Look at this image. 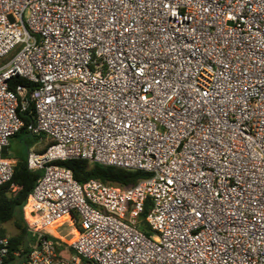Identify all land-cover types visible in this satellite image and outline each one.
Returning <instances> with one entry per match:
<instances>
[{"label": "built area", "instance_id": "2783aa9c", "mask_svg": "<svg viewBox=\"0 0 264 264\" xmlns=\"http://www.w3.org/2000/svg\"><path fill=\"white\" fill-rule=\"evenodd\" d=\"M31 104L52 144L21 264H264V0H0V188ZM71 160L150 177L83 185Z\"/></svg>", "mask_w": 264, "mask_h": 264}, {"label": "trees", "instance_id": "16d2710c", "mask_svg": "<svg viewBox=\"0 0 264 264\" xmlns=\"http://www.w3.org/2000/svg\"><path fill=\"white\" fill-rule=\"evenodd\" d=\"M18 85H26L29 91L36 88V85L24 79L15 78L10 82V89L16 91ZM18 115L24 121V127L14 137L21 136V143L27 144L32 139L39 142L42 136H35L31 131V127L36 125L35 105L31 104L27 111H24L20 107ZM51 144V142L47 144L46 148L39 153L46 152ZM31 148H33V145H27L26 157L11 158L7 156L15 161L14 177L11 183L0 188V221L2 223H13L17 235L11 240L12 253L5 264H21L39 244V236L29 232L23 220V208L42 176V172H33L28 168L27 158ZM57 164L70 169L73 172L75 180L83 185L91 180H97L109 186L130 188L150 177V174L146 172H129L113 167H103L84 160L57 162ZM12 185L18 187L14 192L11 190ZM150 210L151 202L147 201L143 217H146ZM145 226H141L142 231L148 229L147 225Z\"/></svg>", "mask_w": 264, "mask_h": 264}, {"label": "rangeland", "instance_id": "374dc122", "mask_svg": "<svg viewBox=\"0 0 264 264\" xmlns=\"http://www.w3.org/2000/svg\"><path fill=\"white\" fill-rule=\"evenodd\" d=\"M20 138H21V136L13 137L11 139V146H10V148L8 150V156L9 157H11V158L26 157L27 150H28L27 149V145H33V148H31V149H34L37 152H42L47 146L46 141L40 143V141L37 142L34 139H32L31 141H28L27 144L26 143H21L20 142ZM145 225H147V224L145 223L144 226ZM147 227H148V229L146 231L149 232V233H153L148 225H147ZM4 230H5L6 235H8L10 237H14V236L17 235V231H16L13 223H11V222H8V223L4 224Z\"/></svg>", "mask_w": 264, "mask_h": 264}, {"label": "water", "instance_id": "95a60500", "mask_svg": "<svg viewBox=\"0 0 264 264\" xmlns=\"http://www.w3.org/2000/svg\"><path fill=\"white\" fill-rule=\"evenodd\" d=\"M5 154L8 155V149L5 150Z\"/></svg>", "mask_w": 264, "mask_h": 264}]
</instances>
